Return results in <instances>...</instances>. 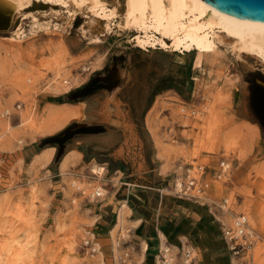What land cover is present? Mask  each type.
I'll use <instances>...</instances> for the list:
<instances>
[{"label": "rangeland", "instance_id": "374dc122", "mask_svg": "<svg viewBox=\"0 0 264 264\" xmlns=\"http://www.w3.org/2000/svg\"><path fill=\"white\" fill-rule=\"evenodd\" d=\"M100 1L109 28L31 0L0 31V264H156L159 234L195 264H264V64L225 36L210 54L142 48L124 0ZM197 165L209 187L177 193ZM242 215L256 240L235 256L221 224Z\"/></svg>", "mask_w": 264, "mask_h": 264}, {"label": "bare ground", "instance_id": "6f19581e", "mask_svg": "<svg viewBox=\"0 0 264 264\" xmlns=\"http://www.w3.org/2000/svg\"><path fill=\"white\" fill-rule=\"evenodd\" d=\"M30 1L0 0V31L9 30L14 16ZM72 1L78 5L77 8L84 5L92 14L105 19L106 27H108L109 20L111 21L115 15L113 11H108L100 0ZM123 13L127 27L131 26L137 32L133 40L142 48L152 47L158 42L170 50H180L181 52L196 50L203 54H210L216 50V43H218L216 40L225 36L230 38L231 51L235 52L236 55L240 51H245L264 64V22L262 21L245 20L225 15L203 0H124ZM39 157L45 161L49 159L48 153H43ZM91 173L101 177L103 172L98 167H92ZM180 182L176 181L177 186ZM96 192L100 193L99 197L106 193L104 189L97 187L90 193L89 197L93 199ZM226 208V203L220 206L224 213H227ZM123 215L124 212L118 216V224L120 225L124 223ZM239 221H244L243 223L246 225L242 224V228L244 229L245 226L248 234H254L251 228L248 229L247 220L243 216H236L229 226L234 229L235 224L238 225ZM251 240L252 245L249 250L252 249L256 239L251 237ZM0 244L1 254L5 252V248L4 244ZM92 249L94 250L92 251ZM96 250L90 248L92 253ZM99 254L100 252H98Z\"/></svg>", "mask_w": 264, "mask_h": 264}, {"label": "built area", "instance_id": "2783aa9c", "mask_svg": "<svg viewBox=\"0 0 264 264\" xmlns=\"http://www.w3.org/2000/svg\"><path fill=\"white\" fill-rule=\"evenodd\" d=\"M195 111V109L187 108L186 106H183V108L180 109V112L183 115H188L189 117H195ZM5 114L7 115V113ZM204 168V166H196L195 174L198 175V179L195 177L196 175L190 176L187 173L186 178L188 179L186 182H180L179 186H177V184L175 183V186L178 187L177 193H183L184 195L198 197V193L204 192L209 187V182L203 179ZM190 169L193 168L190 167ZM198 170H201L200 175L198 174ZM99 196L100 193H94L92 200L100 198ZM225 203L226 200L223 199L222 205H224ZM244 221H239L238 225L235 224L236 227L234 229L233 227H230L223 223L221 224V234L226 242L228 251L235 256L246 253L252 245L251 237L253 236V234H248L246 232L245 226L244 229L242 228V224L246 225L245 223H243ZM84 244L88 248H92L91 241L86 240L84 241ZM93 250L94 249H92V251ZM156 256V264H195L194 259L196 256V252L194 246L191 243H185L180 250L174 252L170 244H167L164 240L163 242L162 240H160ZM121 263L125 264L124 261Z\"/></svg>", "mask_w": 264, "mask_h": 264}, {"label": "water", "instance_id": "95a60500", "mask_svg": "<svg viewBox=\"0 0 264 264\" xmlns=\"http://www.w3.org/2000/svg\"><path fill=\"white\" fill-rule=\"evenodd\" d=\"M217 11L236 18L264 22V0H203Z\"/></svg>", "mask_w": 264, "mask_h": 264}, {"label": "crops", "instance_id": "0c3cea01", "mask_svg": "<svg viewBox=\"0 0 264 264\" xmlns=\"http://www.w3.org/2000/svg\"><path fill=\"white\" fill-rule=\"evenodd\" d=\"M51 150H52V149H49V148H48V149H45V150H42L41 153H39L38 155L41 156V154H43V153H46V154L48 153V155H49V159H48L47 161H48V163H49V161L52 159L53 154H54V152H53V151L51 152ZM70 152H71V153H73V152L80 153L79 150H73V149H72ZM71 153H70V154H71ZM38 155H37V156H38ZM103 169H104V168H103ZM104 170H105V169H104ZM122 205H123V204H122ZM125 205H126V204H125ZM123 207H124V205H123ZM222 214L224 215V214H226V213H222ZM223 224H224V223H223ZM225 225H227V224H225ZM160 237H161V238L163 237V239H164V235H163V234H162V235L159 234V238H160ZM161 238H160V240H161ZM194 248H196V247H194ZM145 249H146V246H145ZM145 249H144V250H145ZM195 251H196V249H195Z\"/></svg>", "mask_w": 264, "mask_h": 264}, {"label": "trees", "instance_id": "16d2710c", "mask_svg": "<svg viewBox=\"0 0 264 264\" xmlns=\"http://www.w3.org/2000/svg\"><path fill=\"white\" fill-rule=\"evenodd\" d=\"M112 165H114L115 169L116 168H119V167H122L124 168V163L122 161H115V162H112Z\"/></svg>", "mask_w": 264, "mask_h": 264}]
</instances>
